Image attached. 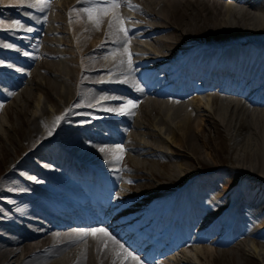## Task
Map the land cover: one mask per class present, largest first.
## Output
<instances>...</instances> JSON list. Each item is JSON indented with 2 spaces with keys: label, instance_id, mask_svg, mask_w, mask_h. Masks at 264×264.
Returning a JSON list of instances; mask_svg holds the SVG:
<instances>
[{
  "label": "bare ground",
  "instance_id": "6f19581e",
  "mask_svg": "<svg viewBox=\"0 0 264 264\" xmlns=\"http://www.w3.org/2000/svg\"><path fill=\"white\" fill-rule=\"evenodd\" d=\"M234 1L130 0L132 5L139 3L130 8L120 0L119 8L107 15L97 14V26L82 11L93 6L86 0H43L35 7L28 5L37 4V0H0V139L6 131L8 140L16 143L11 135L16 129L6 125L1 115L21 109L20 141L32 146L47 135L51 142L46 146H56L62 156L58 160L72 167L64 173L52 172L47 186L44 174L48 168L32 166L34 176L19 189L27 197L3 194L0 264H136L123 254L117 256L120 244L142 264H211L224 253L220 248L229 244L209 241L211 227L218 221L227 227L243 222L247 236L256 239L264 233V0ZM93 3L103 6L101 0ZM114 16L136 27L128 34H143L134 35L132 42L118 31ZM29 27L36 32L30 34ZM125 27L129 29L127 23ZM64 35L65 42L61 41ZM27 36L29 41H24ZM8 44L12 47L4 46ZM26 49L28 64L21 60ZM144 63L158 65L161 71L173 70L172 79L165 80L169 86L178 81L180 90L159 91L149 86L134 73ZM13 66L22 69L16 71ZM211 66L218 67L217 72L210 73ZM190 68L206 69L209 85L212 89L221 86V91H212L206 101L192 92L186 85ZM121 75H126L120 82L122 90L113 84ZM14 76L21 77L20 81ZM142 76L150 78L144 71ZM225 78H234L243 89L251 85L252 98L246 97L244 90L237 92L225 85ZM3 85L9 87L7 91ZM38 91L47 94L59 112L48 119L45 107L28 121L27 109ZM261 92L262 101L258 97ZM20 100H25L26 106L22 107ZM129 100L136 106L123 115L118 127L112 124L116 132L101 124V135L88 131V124L84 130L73 129L74 123L80 126L93 119L103 123L115 119ZM61 116L64 119L57 122ZM53 126L58 128L56 132ZM117 146L123 147L122 154ZM44 147L26 158L38 159ZM218 149L221 154L226 152L221 167L210 163ZM118 154L123 157L120 161L114 158ZM146 167L150 172H144ZM135 171L148 181L147 186L141 185L145 186L142 190H131L136 180L128 172ZM231 171L240 174L246 185L241 198L240 194L221 196L210 187L212 181H221L222 173ZM85 175L109 188L101 210H93L92 204L77 196L79 191H87ZM190 190L197 193L189 196ZM206 192L210 193L206 196ZM199 208L206 216L197 215L195 220L204 232L192 237L190 229H180L174 234L171 223L185 225L183 221ZM42 209L55 214L46 221ZM60 216L63 222L58 221ZM136 218L153 220L157 229L169 221V227L154 230L161 235L149 243L145 241L147 227L133 221ZM93 228L106 229L119 244L102 234L82 235ZM124 233L131 237L128 241ZM165 239L172 242L169 249H164ZM254 249L259 252L256 245Z\"/></svg>",
  "mask_w": 264,
  "mask_h": 264
},
{
  "label": "rangeland",
  "instance_id": "374dc122",
  "mask_svg": "<svg viewBox=\"0 0 264 264\" xmlns=\"http://www.w3.org/2000/svg\"><path fill=\"white\" fill-rule=\"evenodd\" d=\"M228 2L236 3V1L234 0H228ZM135 6H139V3H136ZM245 7H248V6L245 5ZM50 12H51V8H49L47 12L44 14L46 18L49 17ZM36 13H33V15H37ZM29 17H30V14H28V18ZM43 19L45 18L43 17ZM55 31L58 32V29H55ZM34 32H36L35 29H33L30 33H34ZM65 36L66 35L61 36V41L62 40L63 42L66 41V39L64 38ZM25 39L26 40L24 41H29L30 36L25 37ZM46 47L49 48L51 46L46 45ZM29 54H28V49H26L23 52L22 59H21L22 62L27 63V64L29 63L30 61ZM38 62H40L39 59H38ZM21 69L22 68H20L19 66H16L14 68V70L16 71H21ZM14 79L15 81H20L21 77L14 76ZM1 88H3L5 91L8 90V87L6 86H1ZM206 94L207 93L202 94L205 101L207 100L205 98H208ZM19 104L22 107H24L26 106L27 103L25 100H20ZM37 106H39L38 109H37ZM45 107L47 108L49 112V115L47 114L48 119L49 118L51 119L57 116L59 110L58 108L56 110V107L54 106V104L50 102V100L48 99L47 94H45L42 91L36 92L34 94V102L32 103V106L27 109L28 114H26L27 116L26 119L30 121L32 118V115L34 114L40 115L42 112V108H45ZM20 111L21 109L19 110V112L14 111L13 113L9 115L3 112L1 115L6 125L12 126L13 128L16 129V131L13 134H11L12 138L16 140V143H14L13 141H9L7 137L8 133H6V131H2L3 132L1 134L2 138L0 139V201L4 199V195H3L4 193H14L15 192L19 194V196L27 197V195L24 192L19 191V189L21 190V187H24V183H25V177L23 176L22 170H24V168H30L32 166L34 167L36 166L39 169L44 170L46 168L45 166H48L49 164L48 161L50 160L48 159H52L51 161H53V160H57L56 158L59 157L58 151H57L58 148H56V146L54 145L46 146L47 143L51 142L50 138H46L47 135L45 136L43 140L35 142L32 146H28V145L26 146L24 145L22 141H20L19 134L23 130V127L21 126L22 116L20 114ZM107 122L110 123V120H108ZM86 123L88 125H91L90 121ZM75 124L76 123H74L73 125L74 130H84V128L77 126ZM57 125L59 126V123ZM60 127H61L60 130L63 129V133H65L64 126H60ZM52 129H54V132H56L58 128L53 126ZM87 130L92 131V133H95V134H99L103 132L100 127L97 128L95 126H91V128ZM46 131H47L46 129H43V134H46ZM18 141H20V143H18ZM59 143H60L59 145H61L62 147L63 143L61 142ZM43 145H45L43 149L44 153L43 155L38 156V159L26 158L30 155V153L39 149ZM214 152L215 153L213 154L215 155L214 156L215 160L214 161H212V159L211 161L209 160L210 163H212V165L213 164L225 165L226 161L223 160L222 158L223 153L221 154L219 149L214 150ZM223 155H226V152H224ZM42 160H45V164ZM120 164L124 165L123 162H120ZM205 171L206 170H203L201 171V173L202 172L205 173ZM144 172L145 173L150 172V169L146 167ZM128 173L130 174V177H133V179L136 180V182H133V186L131 188L132 191H138L139 188L137 187H140V190H142L143 188H145V186L148 185L146 183L148 181L145 180L142 174H141L142 176L141 175L139 176L137 171H135L134 173H130V172ZM221 175H223V177L221 178V181H212L211 183H213L214 186L211 185L210 187L214 188L213 190L219 191L222 194L221 196H225L228 198H231V197L234 198L235 196L240 194L241 195L240 198H241L243 191L245 189V186H246L245 183H243L242 176L232 171L226 172L224 174L222 173ZM143 183H145L146 185L141 187ZM153 183H154V180L152 178L151 184ZM155 183L157 184L158 181H156ZM211 183H208V185ZM196 193H192L191 190L189 192L187 191V194H189V196H191L192 194H196ZM209 193L210 192H206L205 195L207 196V194ZM144 194L152 195L151 192H144ZM200 213L201 215H203V218L204 216H206L205 212L200 211ZM203 229L204 228L202 227V230ZM216 229L224 232V229L221 228L219 224H217ZM199 231H201V229H199ZM237 234L238 235L236 236L232 235L231 237H228V233L226 232L222 234L221 239L228 237V239H226V244L227 242L229 244H227L228 245L227 247L222 246V248H220L221 250L224 251V253L219 254V256H217V259L212 260L211 264H264V255L262 254L264 253L263 251L264 250V233H262L261 235L257 234V239L256 237H251V235L247 236V233H244V231H241V230L238 231ZM209 240L212 241V239H209ZM255 245L258 248L259 252H257L254 249ZM231 248H234V249H231Z\"/></svg>",
  "mask_w": 264,
  "mask_h": 264
},
{
  "label": "snow or ice",
  "instance_id": "6c2138e0",
  "mask_svg": "<svg viewBox=\"0 0 264 264\" xmlns=\"http://www.w3.org/2000/svg\"><path fill=\"white\" fill-rule=\"evenodd\" d=\"M86 2H88L90 4H93V6L92 7L83 8L82 11L85 14H87L89 19L95 20V22L97 23V26H99V23H100V21L98 19V15H97L98 13H102L103 15H107L111 9L119 8L121 6L120 0H101L103 6H101V3H93V0H86ZM125 2L128 4V6L130 8L131 7H136L135 5L131 4L130 0H125ZM42 4H43V0H37V4H35V5L29 4L28 6L29 7H35V6H41ZM74 11H75V9H74ZM113 20H114L115 23H118V25H119L118 31L122 32L125 36H127L128 29L125 27L124 19L121 18V17H118V16H114ZM15 26H17V27L20 26L19 21L15 22ZM112 26H113V24L110 23L109 27L111 28ZM26 30L31 32L33 29L29 27ZM4 46L5 47H12V45H10V44L4 45ZM125 51L127 52V49H125ZM25 54H27V53H25ZM128 55H129V65H130L131 64V59H130L131 53H128ZM111 99H117V98L112 97ZM135 106L136 105L133 103V101L129 100V101L126 102L125 105H123L119 109V112H120V114H125V112L129 108H133ZM105 110L111 111L113 109H105ZM62 119H64L63 116L57 117V122H59ZM117 150L121 154L124 151L122 146H117ZM114 158H115L116 161H120V160H122L123 157H122V155L118 154V155H115ZM89 234H91L93 236H96L97 234H102V236L107 237V240H110L113 244H119V241H117L115 239V237L111 236V234L108 233V231L106 229H104V228H93V229H90L89 231H84L82 233V235L84 237H86ZM105 246H107V242H105ZM119 248H120V252L117 253L118 257L123 254L126 257H130L132 260H134L136 262V264H142V262L140 261L139 257L134 256L132 252L128 251V249L124 247V245L120 244Z\"/></svg>",
  "mask_w": 264,
  "mask_h": 264
}]
</instances>
